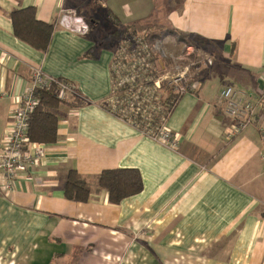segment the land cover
<instances>
[{
  "label": "crops",
  "instance_id": "1",
  "mask_svg": "<svg viewBox=\"0 0 264 264\" xmlns=\"http://www.w3.org/2000/svg\"><path fill=\"white\" fill-rule=\"evenodd\" d=\"M27 8L46 24L73 11L91 32L57 24L42 53L13 33ZM149 30L163 35L161 79L192 83L165 125L176 148L107 108L120 39ZM36 69L86 104L60 105L58 141L11 185L0 177V264H264V0H0V153ZM226 87L255 106L232 138ZM127 168L143 191L114 205L97 177ZM69 170L92 184L87 202L65 199Z\"/></svg>",
  "mask_w": 264,
  "mask_h": 264
},
{
  "label": "trees",
  "instance_id": "2",
  "mask_svg": "<svg viewBox=\"0 0 264 264\" xmlns=\"http://www.w3.org/2000/svg\"><path fill=\"white\" fill-rule=\"evenodd\" d=\"M10 19L13 22V33L18 39L42 53L48 51L57 23L39 21L35 8L13 11ZM124 35L117 45L111 64L112 96L107 108L145 135L155 137L166 127L168 117L183 95L169 88L165 80L161 81L159 90L154 88L155 82L161 79L155 62L159 58L166 59L161 50L155 48L162 38L161 34L149 30L143 35L137 31ZM57 80L75 87L76 92L68 100L60 102L53 93L55 83L50 88L37 90L35 94L38 103L29 116L26 149L29 145H52L58 141L60 105L75 107L86 104L75 84L64 79ZM139 90L140 95L134 101ZM138 106L140 111L136 112ZM66 180V200L85 203L90 199L93 186L76 170H69ZM96 188L108 192L110 203L120 204L128 197L141 194L143 176L134 168L104 170L97 177Z\"/></svg>",
  "mask_w": 264,
  "mask_h": 264
},
{
  "label": "built area",
  "instance_id": "3",
  "mask_svg": "<svg viewBox=\"0 0 264 264\" xmlns=\"http://www.w3.org/2000/svg\"><path fill=\"white\" fill-rule=\"evenodd\" d=\"M57 24H61L66 29L83 36L91 32L90 25L86 22L85 18L76 16L73 11L66 12L62 10L59 13ZM158 46L159 44L155 48H159ZM127 81H130V79H127ZM161 81L160 79L155 82V89L159 90L161 88ZM30 82L31 84L25 89L20 102L14 106L10 135L6 146L0 153V177H5L10 185L20 175L28 172L29 168L34 166L41 158V152L37 145H29L27 149L25 148L27 129L30 121L29 116L35 110V106L38 103L35 94L37 90L50 88L51 84L55 83L53 93L60 102L68 100L76 92L75 87L73 88V86L67 83L59 82L57 78L48 77L40 69L33 71ZM168 83L172 89L181 95L193 90L191 79L186 73L177 74ZM139 95L140 90L136 94L134 101H137ZM220 99L224 103L223 111L237 123L230 131H227V136L228 138L235 137L252 124V119L255 115L254 103L245 94L231 87L223 89ZM138 111H140L139 106L136 109V112ZM155 138L170 147H177L176 138L166 127H163L160 134L155 136ZM31 147L32 150L30 149Z\"/></svg>",
  "mask_w": 264,
  "mask_h": 264
},
{
  "label": "rangeland",
  "instance_id": "4",
  "mask_svg": "<svg viewBox=\"0 0 264 264\" xmlns=\"http://www.w3.org/2000/svg\"><path fill=\"white\" fill-rule=\"evenodd\" d=\"M159 32V31H158ZM160 33V32H159ZM161 34V36L163 37V35H162V33H160ZM164 42V40L161 38V39H159V41L157 42L158 44H159V50H161V48H162V43ZM177 62V61H176ZM180 64H182V69H184L183 68V66H185L184 65V62H179ZM186 63H189V61L188 62H186ZM178 73H176L175 75H173L171 78H169V79H166L165 81H167V86L169 87V88H171L168 84V82L169 81H171V80H173V77H176V75H177ZM162 80V79H161ZM172 89V88H171Z\"/></svg>",
  "mask_w": 264,
  "mask_h": 264
}]
</instances>
